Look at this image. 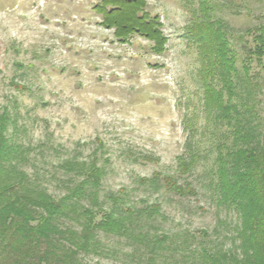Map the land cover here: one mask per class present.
Masks as SVG:
<instances>
[{
	"label": "rangeland",
	"instance_id": "1",
	"mask_svg": "<svg viewBox=\"0 0 264 264\" xmlns=\"http://www.w3.org/2000/svg\"><path fill=\"white\" fill-rule=\"evenodd\" d=\"M99 2L0 0V114L9 113L8 137L23 148L19 168L54 200L84 177L66 172V161L104 168L100 201L109 208L119 198L116 205L131 208L133 220L125 222L126 235L97 231L92 251L81 254L87 263L240 257L241 217L219 203L216 173L218 146L231 145L233 137L227 122L216 123L205 110L199 50L188 33L205 19L225 24L240 94L250 106L246 115L254 103L264 122V65L251 55L264 28V0H147L169 38L162 55L139 35L120 43L113 29L101 26ZM190 151L199 158L182 173L179 158L189 159ZM156 173L158 189L144 181ZM166 176L197 194L174 193ZM153 204L160 211L152 218L137 212ZM62 226L81 230L77 221L62 219Z\"/></svg>",
	"mask_w": 264,
	"mask_h": 264
},
{
	"label": "trees",
	"instance_id": "2",
	"mask_svg": "<svg viewBox=\"0 0 264 264\" xmlns=\"http://www.w3.org/2000/svg\"><path fill=\"white\" fill-rule=\"evenodd\" d=\"M147 4V0H100L94 9L102 16L101 26L113 29L120 43L139 35L152 43L150 49L154 54L162 55L167 51L169 38L160 16L153 17ZM202 9L204 13L209 11L207 2L202 3ZM260 29L262 33L254 37L251 55L264 65V28ZM188 36L199 50L198 74L204 87L205 110L216 123L227 122V133L233 137L231 145L218 146L219 203L235 208L242 222L240 257L226 262L227 257L219 253H207L205 264H264V122L254 103L251 117L246 115L250 106L240 94L239 72L225 24L211 19L194 22ZM10 121L7 111L0 114V264H90L81 254L92 251L97 231L128 234L125 222L133 220L134 211L119 208L115 203L119 198H113L109 208L100 201L98 189L105 170L96 163L74 164L68 160L62 164L66 172L76 169L84 177L62 198L54 200L19 168L24 151L8 137ZM189 153V159L179 158L182 173L190 172L199 158L197 152ZM158 176L156 173L144 181L158 189ZM164 183L179 195L197 194L189 184H179L175 176H166ZM159 211V204L137 210L148 219ZM62 219L77 221L81 230L62 226ZM157 241L162 244L161 239Z\"/></svg>",
	"mask_w": 264,
	"mask_h": 264
}]
</instances>
